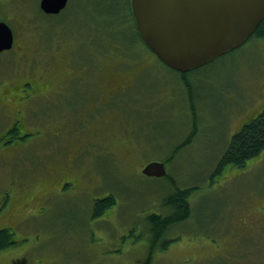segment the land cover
I'll list each match as a JSON object with an SVG mask.
<instances>
[{
    "label": "rangeland",
    "instance_id": "obj_1",
    "mask_svg": "<svg viewBox=\"0 0 264 264\" xmlns=\"http://www.w3.org/2000/svg\"><path fill=\"white\" fill-rule=\"evenodd\" d=\"M38 2L0 0V19L24 44L19 59L0 53V79L38 78L42 71L57 77L58 57L50 66L45 57L72 50L84 63L79 88L112 72L135 84L122 107L114 104L108 114L112 127L103 142L108 147H95L87 193L47 201L37 197V182L14 197L32 211L17 225V243L0 251V264H145L147 215L167 214L165 199L186 187L191 188L189 217L165 232L169 242L154 250L149 264H264V229L243 231L235 225L242 208L264 200V150L244 167H219L234 133L264 108V37L251 35L182 77L146 47L131 46L125 0H68L55 15L43 13ZM93 136L101 143L104 133ZM42 147L28 145L22 157ZM36 157L24 160L32 163ZM166 157L165 176L141 172L145 163ZM89 162L86 156L84 163ZM6 169L0 164V188L8 182ZM102 196L113 203L93 215L92 200ZM39 204L46 207L41 213Z\"/></svg>",
    "mask_w": 264,
    "mask_h": 264
},
{
    "label": "flooded vegetation",
    "instance_id": "obj_2",
    "mask_svg": "<svg viewBox=\"0 0 264 264\" xmlns=\"http://www.w3.org/2000/svg\"><path fill=\"white\" fill-rule=\"evenodd\" d=\"M12 35L11 47L1 52H10L14 59H19L24 52L23 38L16 37L13 30ZM57 57L61 63V74L57 77H52L51 73L44 77L45 72L42 71V77L39 75L38 78L32 76L17 81L0 79V116L4 117L0 120V164L8 168L5 171L8 182L0 188V230H6L10 234L8 240L15 244L17 225L26 221L32 210L28 203L20 202V199L15 201L14 197L34 187L37 182L40 183L37 197L48 199L47 201L52 197L60 199L87 193L94 176L95 151L98 150L95 147L101 145L103 150L108 147L103 143L109 136L106 131L112 127L108 114L114 109V104L118 108L122 107L121 102L135 84L124 73L112 72L106 78L87 79L89 82L81 89L78 82L82 79L80 75L81 70H84V63L76 61L73 51L69 50L55 54L53 58L46 56L45 66H50ZM181 76L184 77L185 74L181 73ZM33 78L36 80L33 81ZM35 103H39L37 110L34 108ZM119 114L118 120L121 122L122 114ZM96 116L99 119L95 120ZM250 118L252 117L247 120ZM100 133H104L103 140L95 143L93 134ZM32 144L43 147L40 152L34 150L24 154L37 156L32 163H27L22 155L27 146ZM35 152L39 154L36 155ZM86 156L90 158L88 165L84 163ZM19 163L21 166L16 168ZM105 198L110 197L102 196L92 200L91 213ZM109 203L111 201L100 212ZM250 204L242 208L240 214L243 215L237 216L235 225L243 231L264 229V200L256 206ZM44 207L40 204L37 206L40 213ZM73 223L76 222L72 221ZM19 236V240H24L23 235ZM225 239L222 243L227 242Z\"/></svg>",
    "mask_w": 264,
    "mask_h": 264
},
{
    "label": "water",
    "instance_id": "obj_3",
    "mask_svg": "<svg viewBox=\"0 0 264 264\" xmlns=\"http://www.w3.org/2000/svg\"><path fill=\"white\" fill-rule=\"evenodd\" d=\"M145 45L181 72L201 66L241 45L264 17V0H129ZM67 0H39L45 13H57ZM12 30L0 20V51L12 45ZM142 172L165 174L164 162H147Z\"/></svg>",
    "mask_w": 264,
    "mask_h": 264
},
{
    "label": "trees",
    "instance_id": "obj_4",
    "mask_svg": "<svg viewBox=\"0 0 264 264\" xmlns=\"http://www.w3.org/2000/svg\"><path fill=\"white\" fill-rule=\"evenodd\" d=\"M126 10L123 12L127 14L126 16L131 19L130 25L132 26V31L130 32V36L133 37L132 40L134 43L130 42L131 46H144L141 41L138 32L135 28L133 16L131 13L129 0H125L124 2ZM60 11L58 14H60ZM116 10H112V13H115ZM125 21H123L124 23ZM252 35L264 37V17L259 22L257 27L254 30ZM139 46H138V45ZM147 49V48H146ZM185 74V73H183ZM264 150V108L260 112H258L255 116L245 121L240 129L234 133L232 136L225 152L219 162V167L221 166H229V167H237L241 168L246 166V164L258 156ZM169 157H166L165 161L168 160ZM191 193V188H175L174 192L168 195L165 199L164 204L169 208V212L167 214H157L150 213L146 217V221L148 224V232H149V255L146 259L145 264L150 263V255L154 252L156 248L164 249L168 244L169 240L165 241L164 234L165 232L173 225L186 220L189 217V213L191 210L190 202L188 201V196ZM113 198H105L103 202L95 207L93 215L100 214L101 208L108 203V201H112ZM113 203V202H111ZM10 234L6 233V230H0V249H3L8 246H12L14 241L8 240ZM161 240V242H160ZM164 240V241H163ZM163 241V242H162Z\"/></svg>",
    "mask_w": 264,
    "mask_h": 264
}]
</instances>
